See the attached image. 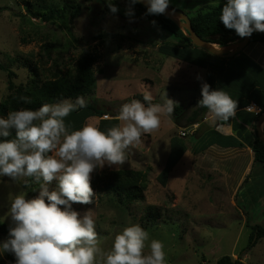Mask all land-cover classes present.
<instances>
[{
	"label": "rangeland",
	"instance_id": "1",
	"mask_svg": "<svg viewBox=\"0 0 264 264\" xmlns=\"http://www.w3.org/2000/svg\"><path fill=\"white\" fill-rule=\"evenodd\" d=\"M111 2L118 9L116 13L110 11L108 0H0V63L17 75L13 81L21 85L29 83L32 78L28 64L37 63L43 74L41 78L48 79L56 63L64 65L61 68L64 74L75 73L80 56L84 52H91L98 61L95 65L94 92L87 98L98 100L97 107L109 113V118L128 99L145 93H150L153 100L161 101L165 93L167 96L171 94L177 102L188 105L189 99L186 98L191 93L187 90L181 94L175 93L170 87L164 90L167 86L160 69L164 66L165 57L157 51V45L172 36L146 19L139 22L124 18L126 3L123 0ZM66 3L81 6L79 16L74 21L67 17L54 23H44L32 15V12L62 9ZM193 3L187 8L185 0H169L170 7L190 14L204 6L222 4L215 0L211 5ZM101 32H113L119 36L116 39H96ZM46 44L54 46L46 50ZM42 53H45L44 58H41ZM28 60H32V63ZM194 69L202 76L197 86V96L202 99L201 84L206 82V71L198 67ZM8 86V73L0 70V104L10 94ZM74 115V111L70 113L66 117L69 121L65 120V123L71 122ZM88 123L97 126V118L89 119ZM162 123V128L154 132L153 141L142 136V142L137 147L143 153L141 158H136L139 152L130 147L129 161L120 167L105 165L101 171H145L140 166V160H145L150 151L153 160H156L152 162L153 171L149 176L152 182L160 174L170 151V136H178L179 133L173 120H162ZM192 139L178 138L182 144ZM240 163H244V160L237 162L236 169ZM185 169L174 172L166 189L161 188L158 182L153 181L149 186L146 183V201L135 204L130 211L122 208L114 195L100 191L95 192L92 204H73V209L81 214L92 210L101 247L105 250L111 247L115 234L123 228L132 224L141 225L149 213V206H152L153 212H160L161 218L157 224L149 226L147 231L150 239L164 244L166 264H218L225 256H233L235 259L243 257L244 264H264V239L251 245L252 226L263 225L264 222V209L258 203L260 196H264V180H260L258 170L252 177L253 182L245 186L248 190H241L238 208H234L228 201L221 205L211 203L210 191L207 187L202 188L206 183L201 180L203 173L199 167ZM28 182L38 186L30 178ZM24 184L23 181L12 182L0 176V221L10 225V217L6 215L14 195L24 192L28 199L39 195V186L35 187L36 196H32ZM55 186L56 182L53 181L49 190ZM154 189L159 190L156 192ZM172 193L178 198L175 205ZM0 264L14 263L8 261L5 253L0 256Z\"/></svg>",
	"mask_w": 264,
	"mask_h": 264
},
{
	"label": "clouds",
	"instance_id": "2",
	"mask_svg": "<svg viewBox=\"0 0 264 264\" xmlns=\"http://www.w3.org/2000/svg\"><path fill=\"white\" fill-rule=\"evenodd\" d=\"M146 4V14L159 15L166 12L169 0ZM108 7L112 13L118 11L111 0ZM125 14L134 15L131 7ZM219 20L241 38L264 33V0H227ZM201 96L197 107L211 112L214 121L227 123L236 117L238 102L224 90L203 82ZM162 99L163 103H152V95L145 93L147 104L137 99L122 104L116 116L121 123L107 130L91 123L78 130L66 125L70 113L87 106L84 97L46 103L36 110L22 108L0 118V176L25 184L30 178L40 189L35 198H26L24 192L12 197L6 215L11 220L8 238L0 242V256L13 254L15 264H166L164 244L150 239L141 225L123 228L105 250L92 210L81 214L73 209V204L94 202V172L105 165H124L127 150L140 144L143 135L157 131L162 116L173 114L176 102L166 93ZM21 100L31 103L28 97ZM53 181L56 186L49 190Z\"/></svg>",
	"mask_w": 264,
	"mask_h": 264
},
{
	"label": "trees",
	"instance_id": "3",
	"mask_svg": "<svg viewBox=\"0 0 264 264\" xmlns=\"http://www.w3.org/2000/svg\"><path fill=\"white\" fill-rule=\"evenodd\" d=\"M123 1L126 3L127 9L131 7L134 13L132 16L125 15L124 18L139 22L146 19L150 23L168 32L177 41L176 43H163L159 48L161 54L207 70V83L211 86V89H222L233 99H236L238 102L237 110L244 109L251 103L256 104L261 109L259 115L254 114V122L252 124L255 137L253 152L255 155V162L260 163L264 169V143L259 139L256 129V122L259 117L264 114V69L247 56L245 52H241L239 55L228 59L216 57L194 46L186 33L169 18L161 14H146L147 8L142 4H131L130 0ZM226 2L219 5L204 6L193 14L186 12L198 36L209 43L217 44L221 47L243 40V38L236 34L235 30L225 28L223 23L219 20L221 9ZM80 10L81 6L79 4L66 3L62 9H51L43 13L32 12V15L35 19H39L44 23H54L66 19L67 17H70V21H74L79 16ZM153 21H155V23H153ZM118 36L119 35L113 32H101L96 39H116ZM253 43H264V33L258 32L253 34L250 44ZM52 46L54 45L46 44L44 49L49 50ZM42 54L41 58H44L43 56L45 53ZM31 61L28 60V62L32 63ZM97 61L98 59L93 53L84 52L78 60L75 73L64 74L61 71L64 65L62 66L56 63L53 69L54 72L48 79L41 78L43 74L40 72L37 63H33V65L27 63L30 66L32 78L29 83L21 85H16L13 81L17 75L0 63V70L8 73V88L10 91L7 98L0 104V118H6L11 111L20 110L22 108L36 110L43 104H54L64 99L75 102L77 97H84L87 101V106L78 108L74 111L75 115L71 121L73 124L79 123V125L73 130L80 129L85 123V120L89 117H103L108 115L109 113L103 112L97 107L98 100L87 98L94 92L96 84L95 65ZM24 65H26V63ZM143 96V94L135 95L128 99L126 103L133 99H137L147 104L148 102L143 100ZM21 97H28L31 103H25L21 100ZM151 102L163 103V101L160 100H152ZM197 104L198 102L195 101L188 106L181 104L175 106V110L171 117L178 128L190 129L196 124L201 126L209 111L206 108L197 107ZM67 121H69V119H67L66 122ZM115 125H118V120L116 118L103 120L99 128L101 130H107ZM13 137L14 132L9 139ZM223 139L234 140L232 137H223ZM220 143L217 144L225 147H231L233 145L244 147L243 143ZM186 151L187 148L182 147L178 152H180L182 156ZM179 158L175 150H173L169 163L160 176V183L163 186L166 185V180L179 161ZM146 181L147 174L143 171L115 170L110 173H104L98 170L92 177L91 185L94 192L100 191L107 195H114L118 204L122 206V208L130 211L131 207L135 204L146 201ZM24 186L29 189L30 195L36 196L35 187L37 188L39 184L37 186L28 182L24 184ZM148 210L149 213L145 219L141 221V226L145 230H147L149 226L157 224V220L161 218L160 212L154 213L152 206H149ZM150 211H152V213ZM8 230L9 225L0 221V238L3 240L7 239ZM261 239H264V226H252L251 245L254 246ZM6 256L9 262L15 264V256L13 254L6 253ZM242 259L243 257L240 256L237 259L233 256H225L218 261V264H244Z\"/></svg>",
	"mask_w": 264,
	"mask_h": 264
},
{
	"label": "crops",
	"instance_id": "4",
	"mask_svg": "<svg viewBox=\"0 0 264 264\" xmlns=\"http://www.w3.org/2000/svg\"><path fill=\"white\" fill-rule=\"evenodd\" d=\"M213 0H185L187 8L190 7L191 3L195 2L203 5H211ZM217 3H224L226 0H215ZM182 2V0H179ZM194 4V3H193ZM198 6V5H197ZM143 22V21H141ZM166 42H177L173 37H167V40L162 41L157 45V51L159 52V48L163 43ZM247 56H249L255 63L261 66L264 69V43H253L249 44L247 48L244 50ZM160 53V52H159ZM161 54V53H160ZM163 55V54H161ZM164 59V66L160 69L161 77L165 81V85L167 89L170 88L175 91V93H182L183 91L187 90L191 93L186 99H189V104L199 101L200 99L197 96V86L199 83L198 77H202L199 74V71H196V66H192L186 62H181L173 57L163 55ZM172 58L173 60H170ZM199 68V67H198ZM202 70L206 71V83H207V70L201 68ZM170 87V88H169ZM167 98L172 99L177 104H181L177 102L173 98L171 94L167 96ZM161 101V100H160ZM188 104V105H189ZM182 105V104H181ZM185 105V106H188ZM109 115V114H108ZM111 118L105 119L103 117H89L85 120L83 126L88 122L89 119L97 118V127L99 128L103 120H111L115 119L117 115L112 113L110 114ZM110 117V116H109ZM164 118V119H163ZM162 120L168 122L172 120L170 116H162L161 117V125L160 129L162 128ZM254 122V113L247 111V107L241 110H236V117L231 118L229 122L224 123L220 121H214L213 115L211 112L208 113L206 119L202 122L201 126L199 125L198 131L191 134L188 133L187 137H193V139L188 142L187 144H182L178 138L181 137L180 133L182 131H189L190 129H180L174 123L176 131H179L178 136H170L169 138V146L170 151L168 152L167 156L165 157V163L162 166L161 172L165 170L169 163V159L175 150L177 156H179V161L174 166L173 170L170 172L167 180L166 185L163 186L160 183V174L154 178V182H158L161 188L166 189L171 177L173 176L174 172L177 169L186 170L185 168L194 169L199 167L201 173V180L206 183L202 186V188L208 189L211 193V203H215L216 205H221L228 201L229 205L238 208L237 201L239 199V194L241 190L243 191L248 190L246 185H250L253 180L252 177L254 173L258 170L260 180H264V169L260 163L255 162V155L253 152V144H254V132L252 124ZM121 122L118 121V124ZM223 124V127L220 125ZM66 125L69 126L71 130L75 129L76 126L79 125L73 124V122H69ZM191 135V136H190ZM145 137H149V141H153L154 132L151 134H145ZM153 136V137H152ZM144 137V138H145ZM223 137H232L234 140H227L223 139ZM151 138V139H150ZM225 142V143H243L244 147L238 146H231L225 147L219 145L217 143ZM221 144V143H220ZM140 144L134 146L133 148L137 150V156L140 155L141 158L143 153L140 149H137ZM182 147H186L187 151L181 156L179 149ZM127 150V161L130 160V155ZM151 152L149 151L146 155L145 160H140V166L145 169L142 170L144 173L147 174V183L148 186L153 183V181H149L150 173L153 171L152 162L156 161L153 160V157L150 155ZM132 155V154H131ZM135 158V157H134ZM240 160H244V163H240L239 168L236 169L237 162ZM232 162L234 163V169L232 168ZM129 170H136V169H129ZM148 186L147 189L148 190ZM156 188V186H155ZM158 192L159 189H154ZM146 193V192H145ZM172 201L173 205L178 203V198L176 197L175 193ZM259 207L264 209V196H260L258 199ZM264 215V210H263ZM248 223V222H247ZM260 225V224H256ZM262 225V224H261ZM264 225V222H263ZM262 225V226H263Z\"/></svg>",
	"mask_w": 264,
	"mask_h": 264
},
{
	"label": "water",
	"instance_id": "5",
	"mask_svg": "<svg viewBox=\"0 0 264 264\" xmlns=\"http://www.w3.org/2000/svg\"><path fill=\"white\" fill-rule=\"evenodd\" d=\"M139 3L147 8L146 0H141V2ZM161 15L169 18L181 30H183L186 35L191 39L194 46L203 49L219 58H233L239 55L241 52H244V50L250 44L251 37L253 36V34L258 33L254 32L251 37H245L243 38V40L231 43L225 47H221L217 44L209 43L208 41H205L201 37H199L198 34L195 32L192 25V21L187 13L176 10L169 6L166 12ZM217 46H219V48H217ZM256 129L259 139L264 143V114H262L256 122Z\"/></svg>",
	"mask_w": 264,
	"mask_h": 264
},
{
	"label": "built area",
	"instance_id": "6",
	"mask_svg": "<svg viewBox=\"0 0 264 264\" xmlns=\"http://www.w3.org/2000/svg\"><path fill=\"white\" fill-rule=\"evenodd\" d=\"M226 1H227V0H226ZM247 111H249V112H253V113L256 114V115H259V114L261 113V109H260L256 104H254V103H251V104L247 107ZM104 118H105V119H109V116L105 115ZM198 127H199V124H196V125H194L192 128H190V130H189L188 132H187V131H182V132L180 133L181 137L185 138V137H187V134H188V133H191V134L195 133V132L197 131Z\"/></svg>",
	"mask_w": 264,
	"mask_h": 264
}]
</instances>
